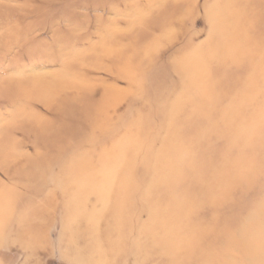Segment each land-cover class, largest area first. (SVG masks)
<instances>
[{
	"label": "rangeland",
	"instance_id": "374dc122",
	"mask_svg": "<svg viewBox=\"0 0 264 264\" xmlns=\"http://www.w3.org/2000/svg\"><path fill=\"white\" fill-rule=\"evenodd\" d=\"M0 264H264V0H0Z\"/></svg>",
	"mask_w": 264,
	"mask_h": 264
}]
</instances>
